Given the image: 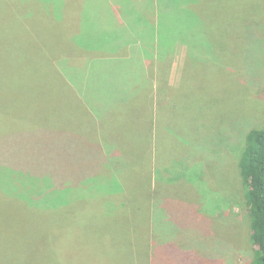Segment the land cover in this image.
I'll list each match as a JSON object with an SVG mask.
<instances>
[{
  "label": "trees",
  "instance_id": "1",
  "mask_svg": "<svg viewBox=\"0 0 264 264\" xmlns=\"http://www.w3.org/2000/svg\"><path fill=\"white\" fill-rule=\"evenodd\" d=\"M160 1L162 11L158 39L162 49H169L180 41L184 43L182 34L201 41L206 39L204 36L201 38L198 27L189 25V20L203 19L206 16L203 5L207 2L211 4L210 0H182L179 3L172 0ZM239 1L236 0V4L239 5ZM241 1L246 4L242 9L239 6L240 12L245 10L248 14L239 17L237 10L234 12L235 19L217 18L218 4L214 12L209 9L210 16L214 19L209 25L214 26V34L223 42H228L230 38L235 40L233 45L238 48L240 39L244 45L243 34H251L253 28L257 30L260 19L256 17V12L264 17V0ZM45 2L25 0L21 6L18 2L14 6L10 1L7 4L0 0V209L6 211L9 208L12 213L19 212L21 220L25 221L24 227L28 224L35 225V230L30 227L25 228L26 230L22 228L16 236L0 233V264H138L136 252L144 247V226L148 219L149 222L153 219L155 232L160 233L167 231L165 223L174 220L171 216L174 211L169 202L160 206L154 201L152 191L155 185L151 184L152 176L155 173L160 182H165L169 175V170L166 172L165 168H175L180 158L188 160L190 166L184 171L180 165L178 170L182 173L190 172L192 164H195L194 157L189 156L187 150L186 153L180 152L183 153L182 157H172L170 161L157 157L158 128L162 126L159 110L166 109L164 102L158 105V109L157 106L154 108L156 114L152 121L148 119L150 121L147 124H140L133 117L112 119L114 114L118 115L113 113L118 107L136 104L140 106V111L150 112V118L152 88L149 87L147 93L150 97H142V92L127 96L128 87L137 88L134 75L131 77L133 59L127 64L112 67H96L93 64L80 68L72 67L73 63L68 60L60 61L58 56L73 50V46L70 40V43L63 41L61 15L59 20L52 16L45 8L52 1ZM220 2L223 3L220 8L224 10L230 0H226V4L225 0ZM33 4L38 6L37 14L24 17L26 8L22 5L33 7ZM172 14L175 17L179 15L176 21L184 26L180 24L178 28L177 34L181 36L169 41L165 39L167 32L163 23L172 21ZM184 16L186 21H183ZM203 32L205 33L204 28ZM259 39V43L264 45V39ZM78 45L82 46L81 43ZM227 46L229 47L228 44ZM219 47L222 50L221 45ZM220 49L216 50L219 56L222 54ZM227 50L226 47L222 51ZM237 56L238 54L235 57ZM195 58L189 50L183 80L189 71L188 64L193 66ZM237 68L240 66L229 65L223 76L231 75ZM250 75L244 78L248 93H259V97L264 100V83L260 85L259 79L250 83L249 79L255 77L256 73ZM181 85L175 90L180 89ZM107 97L116 101L107 106L101 100ZM217 101L219 102V98ZM172 103L174 102L169 100L167 105L171 106ZM243 116L241 124L246 127L245 134L240 132L239 136L238 131L232 128L239 121L234 114V117H229L232 120L228 124L217 126L212 123L211 135L212 142L223 136L224 143L227 137L233 143L245 144L242 153L229 155L231 151L227 147L233 148L234 145L229 140L226 144L211 143V146H207L209 150L207 149L205 157H215L212 162L219 165L222 162L219 157L222 148L227 151L226 161L231 160L229 157H235L231 163L237 165L239 185L243 188L248 206L246 231H249L252 246L250 264H264V117L261 120L255 112L244 113ZM87 121L93 122L92 125L87 127ZM214 121L218 120L211 122ZM131 126L135 128L130 129ZM227 126H230V134L223 130ZM81 127L86 128L85 140L66 133L67 129L73 131ZM49 128L50 141L37 145L34 139L42 134L41 131ZM149 134L154 138V151L147 144L148 138H151ZM61 135L64 140L63 151L69 158L109 156L110 170L103 172L100 178L87 169L79 172L78 176L68 178L64 173L49 171L45 161L38 162L36 159L32 163L24 158H16L24 156L21 144L23 140H29L30 143L32 141L36 147V157H46L50 143L59 142ZM56 145L53 148L60 153L59 146ZM160 161L167 167L162 168ZM80 164L83 168V163ZM140 165L144 166L145 173H134ZM98 182L103 185V189H107L103 190L107 194L96 196L92 192H79L83 187L94 190V185ZM136 187L140 189L133 191ZM119 194L123 195L124 201L108 203L104 198L105 195L116 198ZM80 198L84 199L80 201ZM95 198L96 201L89 200ZM159 222L160 225H157ZM28 231H31L30 234ZM32 231H36L38 236H32ZM171 246L178 248L171 244L163 249L164 252L156 251L153 264L176 262L173 255L176 249L172 250ZM142 256L143 254H138L140 264L145 255Z\"/></svg>",
  "mask_w": 264,
  "mask_h": 264
},
{
  "label": "rangeland",
  "instance_id": "2",
  "mask_svg": "<svg viewBox=\"0 0 264 264\" xmlns=\"http://www.w3.org/2000/svg\"><path fill=\"white\" fill-rule=\"evenodd\" d=\"M4 1L7 4H10V1L13 5L15 2H18L21 6V3L25 0ZM180 1L182 0H172V2L176 3ZM210 1L211 4L207 2V4L203 5V10L206 12V16L203 19L194 18L189 20L190 26L194 28L198 27L197 29L200 30L199 35L201 38L203 36L206 38L204 41L196 38L192 39V37L187 36L188 34H182L187 45L185 42H179L172 49L166 50L163 54L161 53L162 55L156 53L152 56L158 60L153 64V68L149 64L150 68L148 67L146 70H150L151 76H154L151 79L158 81L159 95L154 96L152 99L150 118L145 113H141L145 111H140V106L137 104L129 108L126 114L117 113L118 115L115 116L114 114L112 118L120 119L124 116L127 119L133 117L139 123H148L150 120H153V115L156 114V110L153 111L154 106L155 108L157 106L158 109V105L164 102L166 109L163 111L162 109L161 111L159 110V120H161L162 126L158 128L157 157H162L163 160L166 158L167 161H170L172 157H182L183 153L180 152L186 153V150L189 152V156L194 157L193 162L195 164H192L190 172L182 173L179 171L180 165L184 171L190 166L188 160L180 158L178 164H176V169H166L167 165H164V162L160 161L161 167L165 168L166 172L169 170L167 172L169 175L165 178L167 179L165 182H160L155 173L152 176L151 184L155 185L152 191L154 193V201L160 206L169 202L171 204L170 207L174 211L171 214L174 220L173 222L165 223L164 228H167V231L160 233L159 231L155 232L153 219L151 218L150 222L148 219V223L144 226V235H146L144 247L138 253L136 252L138 264H140L138 261L139 253L143 254V256L145 255L144 259H141V264H153L154 253L156 254L158 250L164 252L167 248L166 246H170L171 244H175L178 247H170L172 250L176 249L173 253L175 257L174 261L176 262H171L173 264H250L251 262L252 246L250 244L249 231H246L248 206L244 198L243 188L239 185L240 180L237 175V165L231 163V160L235 159V157H229L231 160L226 161L227 151L225 148L220 149L219 154L221 156L219 157L222 162H219V165L212 162L215 157L205 156L207 155V146H211V143L226 144L229 140L233 143V140L227 137L224 143L223 136L220 140L214 137L215 142H212V123L217 126H223L228 124L235 114L236 118L238 116V120L240 121L241 119V121H237L236 126L232 128L237 130L240 136V132L245 134L246 131V127H242L241 124L244 113L254 114L255 112L263 120L264 100L259 97V93H248L244 78H246V75L251 76L250 73L252 75L256 73V79L253 76L249 79V82L253 83L259 79L260 85L264 83V45L259 43V37L264 39V17H261L263 14L260 15L256 12V17L260 19L258 21L259 26L257 30L253 28V31H250L251 34L249 32L246 35L243 34L245 36L244 45H242V39H240L238 48L233 45L236 42L235 40L230 38V40H227L228 42H223L221 38L214 34V26L209 25L214 21L213 16H210V10L214 12L218 4L217 18L220 16L224 19L228 17H234L235 19L234 12L236 13L237 10L239 17L245 15V10L241 12L239 10V6L242 9L246 4L245 1L240 0L238 5L236 4V0H230L228 3L225 0V4L227 3V5H225L224 10L220 8L223 5L220 0ZM260 1L262 2L263 0ZM59 5V0L52 2L49 7H45V4L41 3V6L45 7L52 16H56L58 20L60 16ZM22 7L26 8L24 9V17H32L34 16L33 13L37 14V4H33V7H28V5H22ZM175 16L172 14V21L163 23L164 29L167 32L165 39L169 41H173L176 37L181 36L177 34L181 24L176 21L179 15ZM183 19V21H186L185 16ZM68 24L75 27L70 22ZM181 25L184 26L183 23ZM203 28L205 29V33L203 32ZM131 43L133 42L131 41ZM218 44L221 45L222 50L226 47L228 50L222 51ZM218 48L220 49V53H222L221 56L216 52V50H219ZM234 49H238V51H234ZM189 50L191 55H195L196 58L193 66L188 64L190 66L189 71L183 80L184 65ZM149 52L150 50L147 53ZM73 53L74 58H72ZM237 54L238 56L235 57ZM75 56L74 50H70L58 56V59L66 62L69 59L72 62V59H74L72 63L75 66ZM228 61L234 63L229 64ZM234 64L236 66L239 65L240 68H237L231 75L223 76L227 67ZM156 76L161 77L158 78ZM179 84H182L181 88L175 90ZM217 98H219V102ZM101 100L107 106L116 101L108 97ZM169 100L174 102L171 106L167 105ZM207 101L208 108H206ZM165 115L168 121H166ZM230 116L232 117L229 118ZM208 118L209 121H207ZM214 119L218 121L211 122ZM92 123L88 122L87 127L92 125ZM229 127L223 128L227 134L231 133ZM85 129L83 127L74 129L73 131L67 129L66 133L73 137L76 136L80 140H85ZM41 133V135L34 139L37 145L40 143L47 144L50 141V128L44 130V132L41 131ZM149 135L151 138L148 139V146H150V150L154 151V138L151 134ZM94 137L97 138L96 135ZM207 137L210 138L207 140ZM59 139V142L50 143L46 157H36L34 153L36 147L32 141L30 143L29 140H23L21 144L23 145L22 151L24 152V156L16 158H24L26 161L32 163L36 162V159H38V162L45 161L49 166V171L64 173L68 178L78 176L79 172L85 169L90 170L91 174L100 178L103 172L110 170L108 155V157L104 158L103 155H98L100 157L93 155L95 157L69 158L63 151L64 140L62 135L59 136ZM233 144V148L227 147L228 151H231L229 155L241 154L245 144L241 145L236 142ZM18 145L20 146V143ZM54 145L59 146L60 153L56 152L53 148ZM85 160H87L86 164L84 163ZM80 163H83V168H81ZM143 167V165H140L133 172L145 173ZM103 188V185L98 182L94 185V190L84 189L83 187L79 192H92L96 196L107 194L108 192L103 191H107V189ZM139 189V187H136L133 191ZM95 190L98 191V194H96ZM104 198L108 203H113L116 200H125L121 194L116 198L112 195H105ZM81 199L83 200L84 198H80L79 200L82 201ZM89 200L96 201L97 198ZM20 209L23 208L21 207ZM21 219L22 217L19 212L12 213V209L9 208L6 211L0 209V233L16 236L22 228L24 230L27 227L34 229L35 225L30 226L28 224L24 227L25 221ZM157 225H160V222ZM30 232L28 231L29 234ZM32 236L36 237L38 233L32 231Z\"/></svg>",
  "mask_w": 264,
  "mask_h": 264
},
{
  "label": "crops",
  "instance_id": "3",
  "mask_svg": "<svg viewBox=\"0 0 264 264\" xmlns=\"http://www.w3.org/2000/svg\"><path fill=\"white\" fill-rule=\"evenodd\" d=\"M39 1L56 2V0ZM59 1L61 4L60 15L63 21V41L70 40L76 54V65L71 64L72 67L80 68L93 64L97 65L96 67H112L113 65L127 64L133 59L134 67L131 77L133 78L134 75L133 80L134 84H137V88L128 87L129 94L127 96L142 92V97H150L147 94L149 87L153 90V98L159 95L158 81L151 79L154 76H151L150 70L146 69L150 68L149 64L153 68L155 61L157 62L158 59L152 57L154 54L162 55L168 50L161 48L158 39L160 33L158 26L161 22L162 11L160 0ZM49 5L51 6V4ZM68 22L74 24L75 27L67 25ZM70 41L68 42L70 43ZM78 43H81L83 47ZM148 50H150L149 53H147ZM73 56L74 53L72 58H74ZM156 77L160 78L161 76ZM141 87L143 88L140 89ZM131 106L118 107L113 113H126ZM141 113L148 115L149 112ZM134 128L131 126L130 129Z\"/></svg>",
  "mask_w": 264,
  "mask_h": 264
}]
</instances>
